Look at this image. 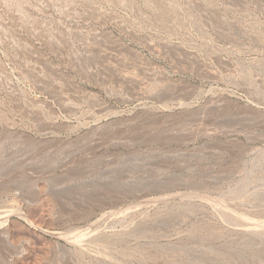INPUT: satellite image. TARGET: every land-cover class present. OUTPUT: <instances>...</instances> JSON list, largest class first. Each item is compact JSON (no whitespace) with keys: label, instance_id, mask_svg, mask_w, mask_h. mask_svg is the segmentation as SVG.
Wrapping results in <instances>:
<instances>
[{"label":"rangeland","instance_id":"obj_1","mask_svg":"<svg viewBox=\"0 0 264 264\" xmlns=\"http://www.w3.org/2000/svg\"><path fill=\"white\" fill-rule=\"evenodd\" d=\"M0 264H264V0H0Z\"/></svg>","mask_w":264,"mask_h":264}]
</instances>
